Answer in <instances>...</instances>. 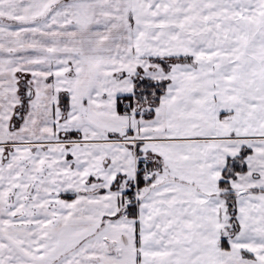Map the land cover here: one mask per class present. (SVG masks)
<instances>
[{
  "label": "snow or ice",
  "instance_id": "obj_1",
  "mask_svg": "<svg viewBox=\"0 0 264 264\" xmlns=\"http://www.w3.org/2000/svg\"><path fill=\"white\" fill-rule=\"evenodd\" d=\"M0 264H264V0H0Z\"/></svg>",
  "mask_w": 264,
  "mask_h": 264
}]
</instances>
